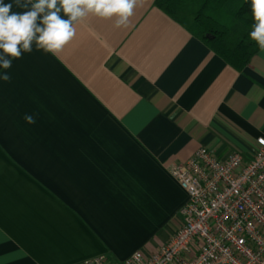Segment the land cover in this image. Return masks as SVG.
Segmentation results:
<instances>
[{"label":"crops","instance_id":"obj_1","mask_svg":"<svg viewBox=\"0 0 264 264\" xmlns=\"http://www.w3.org/2000/svg\"><path fill=\"white\" fill-rule=\"evenodd\" d=\"M153 3L127 26L89 14L0 79V264L154 253L187 199L168 167L264 136V52L236 70Z\"/></svg>","mask_w":264,"mask_h":264},{"label":"built area","instance_id":"obj_2","mask_svg":"<svg viewBox=\"0 0 264 264\" xmlns=\"http://www.w3.org/2000/svg\"><path fill=\"white\" fill-rule=\"evenodd\" d=\"M168 172L187 196L172 237L149 255L135 251L118 262L99 255L77 264H264V136L249 159L199 147Z\"/></svg>","mask_w":264,"mask_h":264},{"label":"clouds","instance_id":"obj_3","mask_svg":"<svg viewBox=\"0 0 264 264\" xmlns=\"http://www.w3.org/2000/svg\"><path fill=\"white\" fill-rule=\"evenodd\" d=\"M142 0H0V79L11 80L13 60L37 50L59 55L75 37L74 22L92 14L99 18L115 17L117 27L127 26L134 9ZM14 4L27 11H13ZM254 23L249 37L264 52V0H251ZM63 13V15L61 14ZM67 17V18H65ZM25 121L35 123L33 115Z\"/></svg>","mask_w":264,"mask_h":264},{"label":"trees","instance_id":"obj_4","mask_svg":"<svg viewBox=\"0 0 264 264\" xmlns=\"http://www.w3.org/2000/svg\"><path fill=\"white\" fill-rule=\"evenodd\" d=\"M153 4L236 70H242L259 50L249 37L254 23L251 0H154Z\"/></svg>","mask_w":264,"mask_h":264}]
</instances>
